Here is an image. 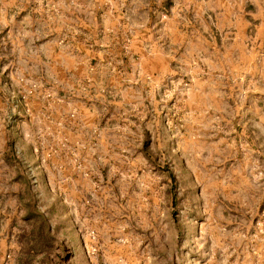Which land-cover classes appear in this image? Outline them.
Segmentation results:
<instances>
[{
	"label": "rangeland",
	"instance_id": "1",
	"mask_svg": "<svg viewBox=\"0 0 264 264\" xmlns=\"http://www.w3.org/2000/svg\"><path fill=\"white\" fill-rule=\"evenodd\" d=\"M0 264H264V0H0Z\"/></svg>",
	"mask_w": 264,
	"mask_h": 264
}]
</instances>
